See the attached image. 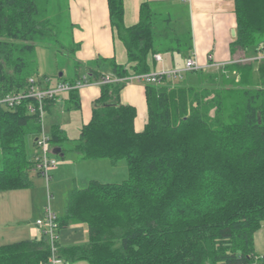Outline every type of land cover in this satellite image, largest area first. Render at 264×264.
I'll list each match as a JSON object with an SVG mask.
<instances>
[{"label": "trees", "instance_id": "obj_1", "mask_svg": "<svg viewBox=\"0 0 264 264\" xmlns=\"http://www.w3.org/2000/svg\"><path fill=\"white\" fill-rule=\"evenodd\" d=\"M107 5L130 67L101 57L80 74L75 62L74 74L58 75L59 81L73 85L83 75L100 81L106 74L102 63L117 78L149 72L148 54L157 51L149 3L141 4L132 26L124 25L123 0ZM234 10L230 49L264 43V0H234ZM60 12L53 0H0V96L26 88L28 78L39 75L36 46L58 41ZM188 73L196 83L167 77L145 83L147 119L140 131L134 127L135 107L118 99L125 83L100 84L73 148L82 159H124L127 178L93 179L70 190L58 226L86 223L87 241L58 248L60 258L89 264L251 263L254 234L264 222V60ZM55 102L46 100V112ZM30 103L37 107L34 99L0 106V191L32 184L27 136L41 126L38 112L27 109ZM79 108L78 89H71L66 109ZM66 139L60 125L51 126L50 142ZM49 256L41 234L0 245V264H46Z\"/></svg>", "mask_w": 264, "mask_h": 264}, {"label": "crops", "instance_id": "obj_2", "mask_svg": "<svg viewBox=\"0 0 264 264\" xmlns=\"http://www.w3.org/2000/svg\"><path fill=\"white\" fill-rule=\"evenodd\" d=\"M144 2H148L152 12L155 13L156 23L160 26L161 23L159 22H163L166 29V32H158L160 35L158 41L155 38L157 51L148 54L147 64L149 72L157 73L178 69L181 70L182 75L185 61L189 58H193L196 63L203 68L205 67L202 70L214 71L219 68L217 65L221 66L235 62L243 57L252 58L255 56L257 47L247 50L235 48L234 51L230 49V44L235 37L231 32L236 28L234 0H123V22L125 26H132L138 22L140 6ZM69 9L72 24L75 27L73 38L79 44L74 54L75 58L72 60L73 64H71L74 66L75 62L79 63L78 72L80 74L86 73V70L85 72L83 69L81 71V67L86 68L88 63L101 57L106 59L113 58L117 64L130 67L126 48L110 24L107 0H70ZM155 55H160V58H155ZM179 62L181 65H179ZM209 64L213 67L207 66ZM105 73L109 74L110 69L106 70ZM61 74L64 73L62 72ZM39 75L49 76L45 73H40ZM173 80L176 82V79ZM191 80L188 84H194ZM96 81L93 79L90 83L78 89L80 98V108L78 110L66 109L68 92L62 93V96L60 95L59 99L63 101L65 121L69 125H72L70 122L74 118L80 120L81 127L89 122L94 101L100 95V85L93 83ZM144 93L145 83L131 80L126 82L121 88L118 98L120 103L135 107L137 115L134 127L137 131L143 129L147 119V105ZM50 109L48 113H50ZM55 124L60 125L65 133L62 124ZM55 124H51L50 128ZM46 131L50 134L48 130ZM33 140H35V137ZM33 148L30 150V155L34 153ZM78 159L84 160V162H92V164H97L101 161L106 162L104 161L105 159H82L80 156H78ZM57 171L58 167L52 171L51 175H54ZM33 173L35 174V172ZM40 177L43 178L42 176ZM90 180L93 179L91 178ZM66 205L63 206L61 213L57 214V217L64 215ZM7 209V204L4 202V208H0V218L1 214L7 217ZM62 232L67 237L63 241L61 240ZM59 233L58 248L83 244L87 241V224L83 222L69 223L67 226L61 227ZM37 235L40 236L39 229L33 224L32 226L24 225L11 230L4 228V233L0 232V241H4L3 244H7L39 238L36 237ZM0 245H2L1 242ZM253 246L255 254L262 258V263L264 264V223L261 224L254 234ZM59 264H62V262Z\"/></svg>", "mask_w": 264, "mask_h": 264}, {"label": "rangeland", "instance_id": "obj_3", "mask_svg": "<svg viewBox=\"0 0 264 264\" xmlns=\"http://www.w3.org/2000/svg\"><path fill=\"white\" fill-rule=\"evenodd\" d=\"M53 3L55 7L57 5H60L61 7V12L59 14L61 21L59 24H57L59 29H57L58 35L56 36V39L58 41L50 42L47 46L37 44L36 58L39 74H48L51 80L57 81L59 73L63 72L64 76H72L74 74L72 60L75 58L74 54L76 50L72 51L71 49L75 48L76 44L79 46V44L75 42L73 38L75 27L72 24L71 13L69 9L70 0H53ZM159 23H161V25L159 26L156 23L154 28V36L157 41L160 39L158 32L165 30V24L163 22ZM157 41L155 43L156 45ZM179 65H181L180 62ZM107 68L108 65L105 63L100 65V69L102 71L107 70ZM82 69L85 72L86 69L81 67V71ZM190 80L191 82L193 81L196 83V75L190 74L188 72H182V78L176 81L188 83ZM62 95L63 94H61V96ZM75 117L77 118L76 114ZM55 123L62 124L63 128L65 129V134L67 135V139L61 143L50 142L51 147L60 145L63 149V157L53 154L57 162L58 171L51 176L48 183H46L44 178H41L40 176L35 175L33 172H30V178L32 181L31 186L27 188L0 192V208H4V202L7 204L8 208L7 217H4V214H1V233H4V228L6 230H11L24 225L32 226L33 224V226H35V220L42 216V210L47 204L50 206L51 210L56 214V216H58L57 214L61 213L63 206H65L68 201L69 191L75 187H86L91 178H95L102 182H121L127 178V165L124 159L118 160L116 164H112L107 159L104 160L106 162L101 161L97 164H92V162H84V160L78 159L79 154L74 150L73 147L76 142L75 138L77 137L78 131L81 127V122L78 118H74V120L72 119L70 122V124L73 125L72 126L65 121L62 99L56 100L55 105L51 106L50 113L47 111L43 117L44 128H46V130L49 132L50 125ZM36 136L37 135L27 136L28 151L33 148L32 140ZM61 236L62 241L64 239L66 240L67 237L64 232H62ZM36 237H39V235ZM59 239L60 233L58 243ZM62 241H60V243H62ZM0 242L1 244L4 243V241ZM62 264L89 263L87 261L70 262L63 259Z\"/></svg>", "mask_w": 264, "mask_h": 264}, {"label": "built area", "instance_id": "obj_4", "mask_svg": "<svg viewBox=\"0 0 264 264\" xmlns=\"http://www.w3.org/2000/svg\"><path fill=\"white\" fill-rule=\"evenodd\" d=\"M155 58L159 59L160 55H155ZM261 60H264V43L257 46L254 57H243L235 62L243 63ZM207 66L211 67L212 65L209 64ZM222 66L224 65H217L219 68ZM204 68L196 63L193 58H189L185 61L183 71L192 72L202 70ZM82 77V80L71 85L67 82H60L58 80L53 81L49 76L32 75L28 78V85L26 88L0 96V106L9 108L19 105L25 99H34L37 101V107H34L32 103L27 106L29 112H38L41 126L40 131L34 140V153L32 155V159L34 161L33 171L42 176L46 180V183L50 180L52 171L57 167V162L53 156V148L50 144V134L45 130L43 125V117L46 113L44 104L46 100H58L62 93L68 92L71 89H79L90 83L86 80V75H83ZM164 77L171 79L181 78V70L174 69L157 73L148 72L139 75L131 73L124 78H117L111 74H105L102 80L93 83H97L99 85L102 83L114 82L126 83L131 80L141 81L143 83H160ZM35 226L39 229L40 234L46 237L50 248V256L46 264H59L63 262L62 258L57 255L60 230L57 216L48 204L44 206L42 216L35 220ZM250 264H262V258L255 254Z\"/></svg>", "mask_w": 264, "mask_h": 264}, {"label": "water", "instance_id": "obj_5", "mask_svg": "<svg viewBox=\"0 0 264 264\" xmlns=\"http://www.w3.org/2000/svg\"><path fill=\"white\" fill-rule=\"evenodd\" d=\"M231 33H232L233 36H235V30H234V29L232 30ZM60 75H61V73H59V76H60ZM258 117H259V116H258ZM60 150H61L60 147L56 146V147L53 148L52 152H53V154H56V155L62 156L63 154L60 152Z\"/></svg>", "mask_w": 264, "mask_h": 264}]
</instances>
